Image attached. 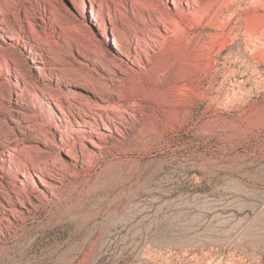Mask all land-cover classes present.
I'll use <instances>...</instances> for the list:
<instances>
[{"label":"rangeland","instance_id":"rangeland-1","mask_svg":"<svg viewBox=\"0 0 264 264\" xmlns=\"http://www.w3.org/2000/svg\"><path fill=\"white\" fill-rule=\"evenodd\" d=\"M173 1L0 0V264H264V0Z\"/></svg>","mask_w":264,"mask_h":264},{"label":"bare ground","instance_id":"bare-ground-1","mask_svg":"<svg viewBox=\"0 0 264 264\" xmlns=\"http://www.w3.org/2000/svg\"><path fill=\"white\" fill-rule=\"evenodd\" d=\"M222 0H208V2H203L202 0H174L173 3L174 5L177 7L178 4H181L183 2V4L185 3L189 13L193 16V19L195 18V20H205V19H210V23L211 20L215 23V21H218V13L220 12V9H223L224 7H227V3L229 2L228 0H225L227 3H223L221 2ZM224 1V0H223ZM219 3H223L221 7H219ZM157 25L161 27V29L163 28V30L165 31L166 34H176L179 30L178 24L177 22L173 19V18H169L168 16H166V14L163 11L157 10ZM220 14V13H219ZM212 22V23H213ZM159 34V33H158ZM159 37L164 40L166 42L167 40V35H162L159 34ZM155 43L157 44H161L163 45L164 42L162 41H158V40H154ZM41 53V52H40ZM39 53V54H40ZM146 53V58L148 59V61H150V57H149V52L147 50H145ZM38 54V55H39ZM41 56L43 55L40 54ZM128 58H133V62L137 61L138 65L142 66L143 68L145 66H143V62H142V55L140 52H136L135 56H128ZM101 110H98V112L93 113L92 118L98 123V118L101 119V121H104L105 118H107L108 122L111 124V126L113 127V129H115V131L123 138L127 139V137H129V134H127V130L130 129L129 125L130 123L128 121H126L125 117L121 114L120 110H114L113 108H99ZM103 111V112H102ZM134 112H140L138 109L132 108L131 111H126V113H128L131 117H134ZM80 115V114H79ZM74 118L75 115H72ZM83 119V118H82ZM84 121L88 122L87 120L84 119ZM89 123V122H88ZM105 125H107L105 123ZM104 129L106 130H111L112 128L109 126H105ZM152 131V127L151 126H147L144 125L142 127V130L140 132V134L143 136L149 132ZM104 151H110L112 148L110 147H103ZM118 150L124 152L125 150H123V148L118 147ZM121 152V153H122ZM129 153V152H126ZM86 155H83V158H85ZM77 162L79 161V158L76 157L75 159ZM138 169V162H134L133 164H131L128 169L127 168H122L121 169V173H120V178H122L123 180H129L131 177H133L136 173V170ZM60 175L58 173L55 172V174H47V179H58V176ZM38 178H40L42 184H44V186L46 187H52V189H54L53 186H51L48 181H46L44 178L39 177L38 175H36ZM60 179V178H59ZM18 194L24 192L23 189L18 190L17 191ZM24 194L26 195V197L28 196L26 192H24Z\"/></svg>","mask_w":264,"mask_h":264}]
</instances>
